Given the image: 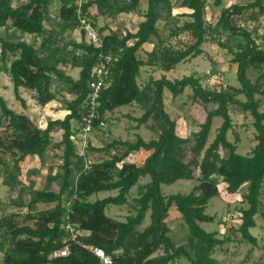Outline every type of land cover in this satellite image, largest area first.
I'll return each instance as SVG.
<instances>
[{
  "label": "trees",
  "instance_id": "16d2710c",
  "mask_svg": "<svg viewBox=\"0 0 264 264\" xmlns=\"http://www.w3.org/2000/svg\"><path fill=\"white\" fill-rule=\"evenodd\" d=\"M53 1L30 0L13 6L10 0H0V29L10 25L34 38L28 42L0 36L3 59L12 56L7 69L16 99L26 106L20 94V89L25 88L44 107L56 100L54 88L58 86L66 87L75 96L65 106L67 115L49 121L45 128L37 126L26 114L11 109L0 96V154L12 156V169L20 172L21 163L31 156L42 160L54 144L56 126L62 129L56 147L63 151L64 169L63 184L58 192L49 186L35 191L34 198L28 203L33 211L23 217L18 213L0 216L3 264H102L94 252L96 248L110 255L112 264H172L181 258L189 264H224L214 255L230 239H220L216 232H207L201 226L212 221L205 211L210 200L220 195L215 176L222 178L230 194L247 186L243 196L247 207L240 209L239 230L242 241L257 246V239L250 230L256 227L255 217L264 184V112L260 111V102L255 98L258 93L264 95V49L257 45L250 31L236 24L235 18L258 7L264 12V0H251L247 4L225 8L215 26L208 25L205 19L207 0H182L181 7L190 10L189 17L192 18L183 25H178L173 18L171 0H150L145 20L138 30L123 37L116 33L106 35L99 46L85 40L66 43L64 36L66 32L80 28L79 17L89 16L90 8L96 7L101 15L110 14L119 0H88L84 4H79V0H59L57 28L49 26L51 22L48 21ZM139 2L132 0L131 4L135 8ZM160 11L166 16L164 39L158 28L162 18ZM215 32L228 36L220 45L234 55L232 62L237 64L241 87L233 92L208 90L202 86L200 78L194 76L174 81L166 77L152 80V106L137 121L142 124L156 117L165 124L166 128L158 139L148 142L141 137L136 142L114 139L104 147H90L92 152L110 155V159L84 164L85 157L77 152L72 122L85 125L84 118L89 114L86 102L90 93V73L99 56L111 53L117 61L109 84L98 99L92 129L104 123L106 114L139 101L138 78L142 67L154 66L171 71L180 63L202 55V46L208 35ZM82 33L84 36L85 31ZM185 33L191 36L192 42L172 44ZM154 36L159 43L142 59L139 52ZM38 38L41 39L39 44L36 42ZM68 68L80 69L79 78L72 77ZM250 68L259 72L257 83H252L248 77ZM187 87L193 89L195 100L216 105L207 112L201 129L192 138L177 134V123L166 112L164 103L165 90L177 97ZM242 94L246 101L238 99ZM232 106L242 113L249 112L254 118L257 144L250 155L238 153L236 145L228 139L233 128ZM215 118H222L223 123L209 144ZM137 151L149 153L143 166L128 161L130 154ZM1 155L0 172L7 173V163ZM195 164L198 166L196 170ZM75 171L76 176L73 175ZM144 176H149L150 181L141 187L136 213L127 216L125 221L110 217L107 209L125 205L132 189ZM179 180H196L197 184L189 193L165 196L161 186ZM20 186L21 181L17 179L10 189L15 191ZM106 192L117 194L92 199L94 195ZM39 204L54 206L39 210L36 209ZM172 210H176L188 228L186 243L179 247L175 246L171 228L166 223ZM149 212L151 221L143 227ZM65 248H68V255L53 256ZM159 251L162 254H157Z\"/></svg>",
  "mask_w": 264,
  "mask_h": 264
},
{
  "label": "rangeland",
  "instance_id": "374dc122",
  "mask_svg": "<svg viewBox=\"0 0 264 264\" xmlns=\"http://www.w3.org/2000/svg\"><path fill=\"white\" fill-rule=\"evenodd\" d=\"M30 0H10L13 6L25 4ZM88 0H79V4H84ZM132 0H119L115 4L112 13L101 15L96 7L90 8L89 16H86L94 23L96 37H90L86 34L83 36L80 28L75 31H68L64 36V41L69 43L76 41L81 43L83 40L87 43L95 45L100 44L101 39L109 34L116 33L123 37L128 32H135L139 25L145 20L144 14L147 12L150 0H140L137 7H133ZM251 0H207L205 19L208 25L215 26L221 18L223 10L234 4H247ZM172 15L176 19L178 25H183L187 21H191L189 17L190 10L181 7L182 0H171ZM61 6L59 0H54L50 7L48 21L49 26L57 28L59 23L58 10ZM161 12V20L158 23L159 34L162 39L165 37V13ZM235 22L241 28L251 32L253 39L257 45L264 49V12L260 8L246 10L241 16L235 18ZM103 30V31H101ZM0 36L13 41L25 40L32 41L34 38L28 34H23L20 31L12 28L10 25L0 29ZM227 34L219 35L218 32L208 35L206 43L203 44L205 55H200L196 58L180 63L175 70L165 72L169 79H182L185 76L199 77L201 84L208 90L234 91L241 87L237 78V64L232 62L234 55L227 49L221 47V41H227ZM41 39L36 41L39 44ZM192 42V38L188 33L183 34L178 39L173 40L172 44ZM159 43L157 37H152L150 44L144 46L154 48L155 44ZM144 49L139 54L142 56ZM142 52V53H141ZM204 52V51H203ZM12 56L3 59L0 47V96L8 103V106L19 113L26 114L39 127L45 128L51 120L62 119L67 115L66 104L75 99L66 87L63 89L60 86L56 89V100L47 106H40L32 97V93L25 88L21 90V96L25 99L26 106H23L15 97L13 83L9 71L7 69ZM69 74L75 79L79 78L80 69H67ZM158 76V75H156ZM160 76V75H159ZM219 77V80L215 78ZM248 77L252 83H257L259 72L253 68L248 70ZM149 75L147 71L140 73L139 82L141 84V96L139 101L134 103L135 106H122L106 114L104 123L90 132L83 131L82 124L73 121V129L75 131V144L77 152L80 156L85 157L86 163H100L110 159V155L105 153L92 152L90 147H104L111 143L114 139L121 141L136 142L138 137L143 138L146 142L158 139L159 135L164 131L163 124L156 117H151L147 122L140 124L137 119L141 118L145 111L152 106L154 92L149 83ZM193 89L187 87L184 92L177 97L165 90L164 103L165 110L170 117L177 123V134L182 137L192 138L194 133L201 129L207 116V112L216 108V105L210 103L205 105L200 100L193 98ZM255 98L260 102V111L264 112V95L256 94ZM238 99L246 101L245 95H239ZM137 107V109H132ZM230 115L233 121V128L228 133V139L237 147V152L242 155H250L256 146L257 131L254 126V118L252 115L240 112L236 107L230 108ZM223 123L222 118H215L209 138V144L213 142L217 135L218 128ZM62 129L56 126L53 131V146L47 151L43 159L38 157H28L21 163V171L18 172L12 169L13 160L11 155H1L7 163L9 172H0V216L6 213H18L23 217L30 210L28 203L35 196V191L44 189L49 186L51 190L58 192L63 184V151L57 148L56 145L61 140ZM149 153L145 151L132 152L128 157V161L135 163L138 166H143ZM192 161V157L188 158ZM193 163V161H192ZM121 166V165H119ZM194 165V170L197 169ZM77 170V168H76ZM76 176V171L73 174ZM19 179L21 186L15 191L11 190L12 184ZM214 180L219 184L220 195L210 200L206 214L212 217L209 223H202L201 226L207 232H216L220 239H230L221 249H219L214 257L224 264H264V184L262 189L261 204L259 212L255 217L256 227L250 231L257 239V246H252L248 242L241 240L240 233V209L246 208L247 205L243 200V196L247 192V186H243L237 193L230 194L226 191V183L221 177H214ZM150 181L149 176H144L135 186L130 195L128 202L123 206H110L107 209V214L119 221H125L126 217L135 214L139 207V199L142 195L141 187ZM197 184L196 180L186 181L179 180L173 184H163L162 192L165 196L171 194H186L189 193ZM31 191H28V190ZM117 192H106L94 195L93 200L102 199L107 196L116 195ZM54 205L39 204L36 209L45 210ZM150 212L148 213L143 227L149 225ZM166 223L171 228V237L175 242V246L179 247L186 243L188 228L180 219L176 210H172L166 217ZM83 234H87L83 232ZM157 254H162L159 251ZM3 253L0 251V264H3ZM172 264H189L185 258L176 260Z\"/></svg>",
  "mask_w": 264,
  "mask_h": 264
},
{
  "label": "built area",
  "instance_id": "2783aa9c",
  "mask_svg": "<svg viewBox=\"0 0 264 264\" xmlns=\"http://www.w3.org/2000/svg\"><path fill=\"white\" fill-rule=\"evenodd\" d=\"M80 29L84 30L86 34L90 37H96L97 33L95 31V26L91 20L86 16L80 15ZM101 43V42H100ZM98 44L97 46H99ZM117 61V57L111 53L101 54L98 58L97 64L93 67L90 73L89 79V89L90 93L87 100V107L89 109V114L84 118L85 125L83 126V131L88 133L92 130V120L97 117V106L98 99L100 98L101 92L108 86L109 79L111 75L114 63ZM219 80V77L215 78ZM68 228L73 232L74 229L68 226ZM95 254L100 258L102 264H112V258L110 255L106 254L102 249L96 248L94 250ZM69 254L68 248L61 251H56L53 256L60 257Z\"/></svg>",
  "mask_w": 264,
  "mask_h": 264
},
{
  "label": "crops",
  "instance_id": "0c3cea01",
  "mask_svg": "<svg viewBox=\"0 0 264 264\" xmlns=\"http://www.w3.org/2000/svg\"><path fill=\"white\" fill-rule=\"evenodd\" d=\"M165 25H166V22H165ZM165 35H166V33H165ZM149 44H148V46H144L143 47L144 51H143V53L141 52L143 55L141 56L139 54L142 59H145L146 58V53L151 52L153 50V48L152 49L149 48ZM202 49H203V47H202ZM203 51L204 52H203L202 55H205V49H203ZM144 70L148 72V75H149V80L148 81H149V83H151L152 80H158V79H161L162 77H166V75H165V73H164L163 70H161V69H159L157 67H154V66H145V67H142L141 68V72L144 71ZM173 70H175V69H173ZM173 70H171V71H173ZM165 72H167V71H165ZM168 72H170V71H168ZM156 75H158V76H156ZM139 78H140V76H139ZM139 78H138V84H139V86H141V84L139 82ZM196 78H199V77H196ZM167 79L170 80V81H174L173 79H169V78H167ZM151 87H152V84H151ZM21 90H22V88L20 89V93H21ZM152 90H153V88H152ZM28 104L29 103H27L26 105H28ZM129 106H135V105L133 103L132 105H129ZM133 109H137V107H132V109H130V110H133Z\"/></svg>",
  "mask_w": 264,
  "mask_h": 264
}]
</instances>
